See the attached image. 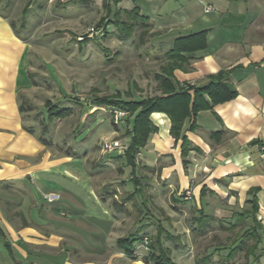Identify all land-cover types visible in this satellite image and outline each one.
<instances>
[{
    "label": "crops",
    "instance_id": "crops-1",
    "mask_svg": "<svg viewBox=\"0 0 264 264\" xmlns=\"http://www.w3.org/2000/svg\"><path fill=\"white\" fill-rule=\"evenodd\" d=\"M116 7L137 8L146 18L151 35L147 43L158 65L153 74L155 95L161 94L156 74L171 61L175 42L184 39L185 61L171 77L177 90L187 85L207 86L215 74L225 72L223 80L235 96L214 103L205 94L212 108L186 118L182 134L193 147L186 156L187 165L182 140L176 142L170 133V117L162 111L151 114L157 129L139 155L144 160L140 170L153 178L146 174V186H139L140 192L147 189L154 216H140L134 229L120 233L114 232L112 215L101 219L87 214L93 224L86 231L96 241L84 243L79 223L84 205L77 201L68 209L71 215L66 220L58 219L63 229L43 228L28 211L30 203H37L31 195L32 185H44V176L52 170L60 172L61 166V172L74 179L77 173L65 166L72 155L54 153L24 127L20 95L26 96L34 86L31 44L0 9V264H150L142 256L146 253L140 248L143 239L137 243V257L121 249L117 239L132 234L152 237L159 225L175 236L164 239V245L171 248L176 264H198V236L206 229H194L191 218L200 210L222 217L228 211L225 204L251 206L255 198L258 220L264 214V0H121ZM196 33H204L205 39L196 38V45L201 46L191 49ZM193 123L195 128H191ZM187 189L192 192L190 198L181 196ZM68 191L61 189V196ZM166 202L168 208L162 205Z\"/></svg>",
    "mask_w": 264,
    "mask_h": 264
},
{
    "label": "rangeland",
    "instance_id": "rangeland-1",
    "mask_svg": "<svg viewBox=\"0 0 264 264\" xmlns=\"http://www.w3.org/2000/svg\"><path fill=\"white\" fill-rule=\"evenodd\" d=\"M115 5L114 0H0V9L11 17L17 30L31 44L30 72L35 82L26 95L25 121L38 136L47 139L48 148L54 153L72 155V161L65 166L77 173L74 179L73 175L61 172V166L57 169L60 172L52 170L44 176V185L38 188L34 183L31 195L37 203L29 204V214L43 228L63 229L58 219L66 220L71 215L70 208L80 201L84 205L79 222L82 238L84 243L91 244L96 239L87 234V228L93 224L87 214L101 219L112 215L116 224L114 232L124 233L134 229V221L140 216H154L155 208L148 199L147 189L129 199L135 189L134 175H138L142 187L146 186V174L151 181L153 178L140 170L144 160L139 154L137 172L126 161L131 139L128 131L134 117L129 112L117 125L113 118L115 107L96 102V98L117 93L127 100L156 94L153 74L158 65L152 58L151 44L147 43L151 39L149 29L141 23L143 26L138 24L132 37L122 38L113 23L114 16L108 14L109 10L113 13L121 10L114 8ZM48 100L70 106L71 114L49 120ZM108 139H118L127 148L123 152H106L103 143ZM51 189L73 191L77 196L69 191L61 196L60 190L49 192ZM50 193L60 197L50 201L47 197ZM162 205L169 207L168 202ZM226 205L228 211L216 217L219 219L198 236L196 248L198 255L212 254L213 263L218 264L226 262L231 245L255 225L252 214L247 212L250 205ZM236 212H245L244 218L239 219ZM154 236H149L150 240ZM164 239L172 238L164 234ZM140 248L148 252L142 243ZM233 261L255 264L246 258L244 251L237 252Z\"/></svg>",
    "mask_w": 264,
    "mask_h": 264
},
{
    "label": "trees",
    "instance_id": "trees-1",
    "mask_svg": "<svg viewBox=\"0 0 264 264\" xmlns=\"http://www.w3.org/2000/svg\"><path fill=\"white\" fill-rule=\"evenodd\" d=\"M118 3L121 0H114ZM109 16H114L113 23L116 25L118 31L122 38H130L133 35L134 29L141 22L144 23L146 18L139 14V10L134 8L133 10H116L114 13L109 10ZM107 15V18H109ZM146 24V22H145ZM100 29V28H98ZM102 30V29H100ZM99 31V30H98ZM104 35L106 31L104 30ZM197 34V33H196ZM192 35V43L190 45L191 49L198 48L201 45H196V38L204 37V33ZM195 40V41H194ZM184 39L177 40L175 42L173 50L170 52L171 61L162 67L161 73L156 74V78L159 81L161 94L154 95L142 99H123L121 93H117L112 96H104L96 98L98 105H111L115 109H128L130 116L134 117L132 122V128L128 131L131 136L130 144L126 151V161L128 165H131L133 172L138 171V166L136 165V158L140 152V149L144 147L149 137L153 132L156 131L157 126L154 124L151 114L155 111H162L167 113L170 117L172 125L170 133L175 137L176 142L179 139L182 140V156L184 158V164L187 165L188 160L186 156L189 151L193 149L191 147V142L187 136L183 133V126L185 120L189 116H195L201 109L212 108V104L205 100L204 95L208 94L212 101L219 102L224 101L235 96V90L225 82L224 76L225 72L215 74L212 77V81L204 87H196L192 85L181 86L178 90L172 81L174 69L178 65H182L185 61V56L182 54L183 51L188 50L184 46ZM205 42V41H204ZM33 83L35 82L33 76ZM191 90H194V94H191ZM28 105V99L25 95H20V108L22 111H26ZM47 106V118L51 121L66 117L71 114L72 108L70 106H63L57 102H51L48 100L46 102ZM24 127L31 133H35L34 130L28 126ZM46 127V126H45ZM196 124L193 123L191 128H195ZM216 132L215 134H217ZM219 134V133H218ZM39 139L46 145L48 141L44 136H39ZM135 181V190L131 193L133 197L136 193L140 192L142 188L140 185V179L138 175L133 177ZM204 187V191H205ZM203 195V194H202ZM252 203L251 209L247 212L251 213L253 219L255 220V225L250 229L241 234L237 240L231 245L229 253L225 256L226 262L224 264H236L233 261V257L236 256L237 252L244 251L246 258L250 259L251 262L255 264H261V258L264 256V225L260 223L257 218L258 206L255 203V198L250 200ZM240 213V212H239ZM245 212L238 214L239 219L244 218ZM218 220L214 215L206 214L203 210L199 211L197 216H193L191 221L195 224L196 228L201 232L208 227L213 225V222ZM2 229L0 228V234ZM164 234L169 238H173L171 233L167 232L162 226H158V230L155 238H151L148 244V252L146 253L144 259L150 264H176L172 257V250L170 247L164 245ZM143 239V235L132 234L127 236H122L117 239V245L123 249L131 257H137L136 246L139 241ZM198 264H214L212 259V254L197 255Z\"/></svg>",
    "mask_w": 264,
    "mask_h": 264
},
{
    "label": "built area",
    "instance_id": "built-area-1",
    "mask_svg": "<svg viewBox=\"0 0 264 264\" xmlns=\"http://www.w3.org/2000/svg\"><path fill=\"white\" fill-rule=\"evenodd\" d=\"M210 9H211V7L208 6L207 10H210ZM128 113H129L128 110H123V109H118V108L114 109L113 110L114 123L118 125L124 119V117H126L128 115ZM103 148L106 152H111V151H115V150L118 152H120V151L123 152V151H125L127 146L124 145L118 139H108V140L104 141ZM191 195H192V192L189 189L181 192V196H184L185 198H190ZM47 197L50 201H52V200L58 199L60 196L57 193H50ZM259 220L264 225V214L259 217ZM149 241H150V238L148 236H144L142 246H144L145 248L148 249Z\"/></svg>",
    "mask_w": 264,
    "mask_h": 264
}]
</instances>
